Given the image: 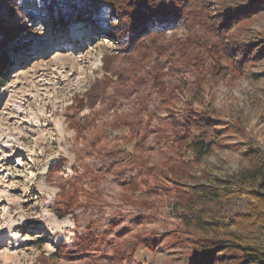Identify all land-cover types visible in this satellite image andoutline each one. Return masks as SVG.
<instances>
[{"label":"rangeland","instance_id":"obj_1","mask_svg":"<svg viewBox=\"0 0 264 264\" xmlns=\"http://www.w3.org/2000/svg\"><path fill=\"white\" fill-rule=\"evenodd\" d=\"M183 1L184 20L122 59L76 15L52 30L70 0H0V19L28 28L0 83V264L264 255V201L240 182L264 160V0ZM248 8L225 42L245 55L229 59L211 27ZM201 140L210 151L199 158L191 144ZM213 241L224 248L204 262Z\"/></svg>","mask_w":264,"mask_h":264},{"label":"trees","instance_id":"obj_2","mask_svg":"<svg viewBox=\"0 0 264 264\" xmlns=\"http://www.w3.org/2000/svg\"><path fill=\"white\" fill-rule=\"evenodd\" d=\"M71 5L67 10L59 14L55 12V17L52 19L53 29L59 28L61 32L66 30L71 25V19L73 15H76L80 21H89L98 30L99 34L113 39L120 46L121 56H111L109 58H125L132 52H138L141 48L145 49L146 46L138 45L140 41H143L146 36H156L164 34L169 28L180 23L184 20V10L182 11L185 2L183 0H70ZM263 3V2H262ZM260 1L256 6H260ZM254 8H248L240 17L229 20H220L216 27H211L215 32V36L220 40L218 47L224 51L228 57L231 55L230 51L242 54L243 50L239 47L234 51L233 46L225 44L227 41L226 33L230 26L233 25L234 20L243 18L247 14H251ZM11 5H8L7 12H11ZM29 13V11L27 12ZM34 14H30L31 18H34ZM116 21V23H115ZM160 33H158V32ZM28 32V28L23 23H8L0 19V83L4 84L8 80L10 71L13 70L14 62L9 55V49L18 50L19 48V35ZM156 34H155V33ZM154 34V35H151ZM224 37V38H223ZM10 44V46H9ZM128 50L124 53V48ZM216 50L214 53L220 54V50ZM232 56V55H231ZM231 59L232 57H228ZM108 57L104 59L107 61ZM24 60V59H23ZM103 84L96 81L86 93L88 105H92L94 101L99 98ZM96 99V100H93ZM82 100L79 98L76 103L81 104ZM73 107V106H72ZM72 107H69L71 109ZM67 120L75 123L71 116L67 117ZM79 126V130L84 129L83 124L76 123ZM82 126V127H81ZM191 149L196 155L201 158L208 154L210 151V145L206 141H193ZM260 163L247 170L245 174L241 176V183H252L255 185L256 191L253 193L264 201V160H259ZM259 190V192H258ZM200 194L204 193V189L199 188ZM206 193V192H205ZM201 216V215H200ZM224 245L222 242L213 241L208 245L206 250L205 261H210L216 253L215 250H223ZM248 251L246 254L248 264H264V255L258 253L255 249L247 247L241 249Z\"/></svg>","mask_w":264,"mask_h":264},{"label":"bare ground","instance_id":"obj_3","mask_svg":"<svg viewBox=\"0 0 264 264\" xmlns=\"http://www.w3.org/2000/svg\"><path fill=\"white\" fill-rule=\"evenodd\" d=\"M75 28H76V27H74L72 31H74V30H75ZM83 34H84V33H83ZM83 34H82V35H83ZM78 35H79V34H78ZM80 35H81V33H80Z\"/></svg>","mask_w":264,"mask_h":264}]
</instances>
